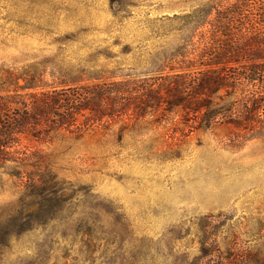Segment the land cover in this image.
I'll list each match as a JSON object with an SVG mask.
<instances>
[{"label":"rangeland","instance_id":"374dc122","mask_svg":"<svg viewBox=\"0 0 264 264\" xmlns=\"http://www.w3.org/2000/svg\"><path fill=\"white\" fill-rule=\"evenodd\" d=\"M213 1L0 0V74L152 76V57L189 39L184 15ZM135 110L23 139L57 177L0 176V264H264V138L234 144L190 132L188 116Z\"/></svg>","mask_w":264,"mask_h":264},{"label":"trees","instance_id":"16d2710c","mask_svg":"<svg viewBox=\"0 0 264 264\" xmlns=\"http://www.w3.org/2000/svg\"><path fill=\"white\" fill-rule=\"evenodd\" d=\"M184 16L189 39L179 53L153 56L157 68L152 76L102 70L90 79L50 84L43 70L35 69L29 77L10 67L4 70L0 176L31 186L56 181L55 172L41 170H47L44 155L23 139L96 132L111 122H125L130 107L137 118L150 113L165 121L168 112L184 120L188 116L191 121L183 125L190 132L211 131L234 144L264 138V0L213 1Z\"/></svg>","mask_w":264,"mask_h":264}]
</instances>
